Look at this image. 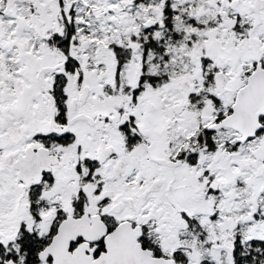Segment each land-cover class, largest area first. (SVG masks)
Here are the masks:
<instances>
[{
  "label": "snow or ice",
  "instance_id": "6c2138e0",
  "mask_svg": "<svg viewBox=\"0 0 264 264\" xmlns=\"http://www.w3.org/2000/svg\"><path fill=\"white\" fill-rule=\"evenodd\" d=\"M0 264H264V0H0Z\"/></svg>",
  "mask_w": 264,
  "mask_h": 264
}]
</instances>
